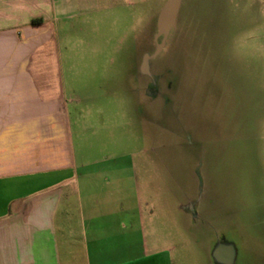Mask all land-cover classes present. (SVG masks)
<instances>
[{"label":"rangeland","instance_id":"rangeland-1","mask_svg":"<svg viewBox=\"0 0 264 264\" xmlns=\"http://www.w3.org/2000/svg\"><path fill=\"white\" fill-rule=\"evenodd\" d=\"M166 1L88 0L61 22L69 83L94 96L101 157L136 165L178 264H217L220 246L264 264V0H181L157 53Z\"/></svg>","mask_w":264,"mask_h":264},{"label":"crops","instance_id":"crops-1","mask_svg":"<svg viewBox=\"0 0 264 264\" xmlns=\"http://www.w3.org/2000/svg\"><path fill=\"white\" fill-rule=\"evenodd\" d=\"M87 1L0 0V264H178L136 165L101 157L94 96L69 83L60 23Z\"/></svg>","mask_w":264,"mask_h":264},{"label":"water","instance_id":"water-1","mask_svg":"<svg viewBox=\"0 0 264 264\" xmlns=\"http://www.w3.org/2000/svg\"><path fill=\"white\" fill-rule=\"evenodd\" d=\"M181 0H167L161 9L158 18V34L156 39L162 37V42L157 46V53H160L165 46L166 40L170 31L176 24L177 16L180 10ZM148 57L145 59V67L147 65Z\"/></svg>","mask_w":264,"mask_h":264},{"label":"trees","instance_id":"trees-1","mask_svg":"<svg viewBox=\"0 0 264 264\" xmlns=\"http://www.w3.org/2000/svg\"><path fill=\"white\" fill-rule=\"evenodd\" d=\"M40 22H42L41 19H35V20H33V23H34V24H38V23H40Z\"/></svg>","mask_w":264,"mask_h":264}]
</instances>
